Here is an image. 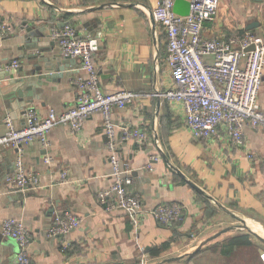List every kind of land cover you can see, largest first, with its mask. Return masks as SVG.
<instances>
[{
    "label": "crops",
    "instance_id": "0c3cea01",
    "mask_svg": "<svg viewBox=\"0 0 264 264\" xmlns=\"http://www.w3.org/2000/svg\"><path fill=\"white\" fill-rule=\"evenodd\" d=\"M158 1L0 0V22L11 26L0 37V65L20 62L17 70L5 72L7 77L34 66L23 56L28 35L43 36L48 56L63 53L52 30L64 22L80 36L98 38L100 48L94 58L102 89L141 94L113 110L120 135L117 154L131 164V189L142 197L145 210L159 203L184 206L172 223L158 222L146 212L138 227L126 211L107 209L99 192L112 184L113 165L103 115H90L79 130L57 125L48 134V145L36 139L19 150H0V160L5 162L0 175V225L8 217L23 220L31 234L30 264H139L142 246L147 249L165 242L169 246L160 255L148 252L150 264H264V127L248 125L244 147L234 144L224 131L210 138L196 137L186 126L183 106L159 95L174 80L166 61L167 35L153 15ZM245 32L264 35V0H220L216 18L204 27L209 38ZM70 66L63 77L44 79L36 86L34 100L27 106L40 116L72 106L77 96L74 81L83 71L78 58ZM259 101L264 110V77ZM8 117L0 91V135L7 129ZM14 121L24 126L26 113L18 112ZM124 128H143L149 140L140 144L124 138ZM153 155L159 159L153 160L154 168H146ZM19 156L28 170L41 177L39 186L24 190L7 186L6 176L17 169ZM64 170L68 171L65 179L61 178ZM228 210L242 218L246 231H230L227 215L242 220ZM65 211L81 217V225L50 236L54 219ZM237 237L243 241L236 242ZM20 250L19 242L0 228V264H21ZM174 256L180 258L167 259Z\"/></svg>",
    "mask_w": 264,
    "mask_h": 264
},
{
    "label": "built area",
    "instance_id": "2783aa9c",
    "mask_svg": "<svg viewBox=\"0 0 264 264\" xmlns=\"http://www.w3.org/2000/svg\"><path fill=\"white\" fill-rule=\"evenodd\" d=\"M191 11L180 14L174 10L175 0H159L153 15L167 35L166 61L172 71L173 85L159 93L174 103H180L185 110L186 126L196 137L210 138L225 136L238 146H246L245 128L264 127V110L259 101V93L264 77V35L251 32L237 33L232 37H206L205 22L214 20L219 10L220 0H190ZM11 31V26L0 22V37ZM52 34L58 39L63 54L78 58L81 70L76 79L77 96L75 103L62 112L51 110L40 116L31 108L26 113L24 126H17L8 117L7 129L0 135V150L21 148L36 139L48 145V134L57 125H67L79 130L92 114L103 115V126L107 136L109 156L113 165V182L99 192V198L107 209H121L132 218L136 227L148 212L158 222L172 223L181 216L184 206L179 203H159L149 210L144 209L142 197L131 189L132 167L129 161L117 154V124L113 119L115 107L123 108L141 94L128 89L106 92L102 89L95 53L100 48L96 37L80 36L71 24L53 28ZM254 48H250L253 46ZM19 60L0 65V70L15 71ZM124 138H134L140 144L149 140L143 128H124ZM249 157H253L249 153ZM47 160L51 156H46ZM153 155L146 168H154ZM17 169L6 176L7 186L24 190L41 184V177L25 166L18 157ZM68 177V171L61 178ZM81 217L65 211L57 216L48 230L50 236L67 234L79 227ZM4 235L14 238L21 246L18 255L21 264H30L27 245L31 234L23 220L16 217L5 218L0 225ZM139 264H150L149 253L140 248ZM264 260V253H262Z\"/></svg>",
    "mask_w": 264,
    "mask_h": 264
},
{
    "label": "water",
    "instance_id": "95a60500",
    "mask_svg": "<svg viewBox=\"0 0 264 264\" xmlns=\"http://www.w3.org/2000/svg\"><path fill=\"white\" fill-rule=\"evenodd\" d=\"M174 10L177 13L184 15L190 13V0H175ZM66 24L68 23H63V25ZM253 25H257V22L252 24V26ZM43 41V36L41 34H33L26 37L25 45L23 47H27L25 55L23 56L29 58V60L34 63V66L30 70H25L23 73L15 77H11V75H8L7 77L8 73L5 72L9 71L0 70V91L5 97L7 115H9V117L12 119H15V117L18 115V112H20L21 114H25L29 109H31L27 105L34 100L32 97L33 91L34 89H37L36 86L43 83L44 79H57L59 77H63L65 71H71L70 65L72 64L74 58L72 59V57L70 56L63 55V53L61 52H57L53 56L45 55L44 52H46L47 50L46 48H44ZM252 48H254V45L250 46V48L248 49ZM13 113L17 114L14 116ZM16 150H19V148H16ZM4 165L5 162L0 160V175L4 170ZM228 211L242 220V218L237 214L231 212L230 210ZM242 222V226L248 228V225L245 224L243 220ZM229 229L230 227L223 230V232ZM221 233L222 232H219L218 234H215L204 240L197 246V248L193 252L190 253V255L196 253L204 244L220 235ZM260 238L262 237L260 236ZM179 258L180 256H174L167 259L177 260Z\"/></svg>",
    "mask_w": 264,
    "mask_h": 264
},
{
    "label": "trees",
    "instance_id": "16d2710c",
    "mask_svg": "<svg viewBox=\"0 0 264 264\" xmlns=\"http://www.w3.org/2000/svg\"><path fill=\"white\" fill-rule=\"evenodd\" d=\"M181 180H182V182H186L185 179H181ZM205 200H206V199H205ZM206 203L208 204L207 207H210L209 202L206 201ZM166 224H167V223H166ZM235 241H236V242H242L243 240H242V237H237V238H235ZM168 246H169V242H165V243H163V244H161V245L150 246V247H148L146 250H147L151 255H153V256H158V255H160L161 252H162L165 248H167Z\"/></svg>",
    "mask_w": 264,
    "mask_h": 264
},
{
    "label": "rangeland",
    "instance_id": "374dc122",
    "mask_svg": "<svg viewBox=\"0 0 264 264\" xmlns=\"http://www.w3.org/2000/svg\"><path fill=\"white\" fill-rule=\"evenodd\" d=\"M226 220L227 222H225V224H227V226H230L232 228L230 231L233 232V234L246 231V228L242 226L243 225L242 221L235 219L234 217H231L228 215H227Z\"/></svg>",
    "mask_w": 264,
    "mask_h": 264
}]
</instances>
